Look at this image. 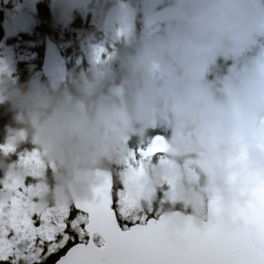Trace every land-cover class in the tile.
<instances>
[{"label": "clouds", "instance_id": "9594fccd", "mask_svg": "<svg viewBox=\"0 0 264 264\" xmlns=\"http://www.w3.org/2000/svg\"><path fill=\"white\" fill-rule=\"evenodd\" d=\"M67 4L103 13L98 27L116 46L43 81L18 83L0 65V105L11 113L0 179L31 177L18 154L34 151L44 165L31 177L36 203L72 205L102 173L126 171L133 142L158 134L163 150L139 177L140 206L163 199L165 215L202 226L214 202V219L240 226L238 209L264 187V0Z\"/></svg>", "mask_w": 264, "mask_h": 264}, {"label": "snow or ice", "instance_id": "6c2138e0", "mask_svg": "<svg viewBox=\"0 0 264 264\" xmlns=\"http://www.w3.org/2000/svg\"><path fill=\"white\" fill-rule=\"evenodd\" d=\"M161 139L131 146L126 171L102 173L91 197L72 205H38L40 185L0 179V264H264V187L238 209L242 223L233 229L213 218L214 202L202 226L178 211L165 215L163 199L140 206L138 180L162 152ZM18 159L31 177L44 166L34 151Z\"/></svg>", "mask_w": 264, "mask_h": 264}, {"label": "trees", "instance_id": "16d2710c", "mask_svg": "<svg viewBox=\"0 0 264 264\" xmlns=\"http://www.w3.org/2000/svg\"><path fill=\"white\" fill-rule=\"evenodd\" d=\"M57 9L47 6L44 0H38L35 4V20L32 23L29 34L19 39L18 55L13 60L12 75L18 83H25L31 76L33 67H39L41 53L44 44L51 42H60L64 46L61 49V61L69 70L75 68L76 71L87 69V47L84 45V38L88 36L87 13L72 12L70 18L61 16ZM97 31L96 28H94ZM2 30L0 28V37ZM6 42L13 40V35L3 37ZM107 43L108 41H105ZM34 43V45H32ZM29 48L35 51V54L27 56ZM44 80L47 77L42 76ZM11 113L5 111V106L0 105V137H2L5 124L10 122ZM160 131V130H156ZM133 142L132 145H134ZM75 211L73 208L72 212ZM52 261L49 260L48 264Z\"/></svg>", "mask_w": 264, "mask_h": 264}, {"label": "rangeland", "instance_id": "374dc122", "mask_svg": "<svg viewBox=\"0 0 264 264\" xmlns=\"http://www.w3.org/2000/svg\"><path fill=\"white\" fill-rule=\"evenodd\" d=\"M38 2V0H0V28L2 30V36L0 37V65L6 66L8 71L10 72V75L15 79V77L12 75V65L14 58L18 55L16 50L18 49L19 45V39H23L26 34H29L30 28L32 26L33 21L35 20V4ZM44 3L49 7L56 8L58 11L57 13L64 12V16L70 18V15H72V12L76 13H87V10L85 8H79L72 6L69 8L67 4V0H44ZM89 8H91V5H88ZM92 13H87V22L89 24H92V27L89 29V34L87 37L84 38V45L87 47V65L89 64V59L92 54V49L96 46H104L105 47V41H108L103 29L99 28L98 25L103 22V13L96 9L90 10ZM137 25L135 27V30L138 32L141 28V23L137 22ZM97 31H95V29ZM6 35H13V40L11 42H6L3 37ZM109 43V42H107ZM51 44L55 47L57 51V56L59 60V65L61 66V71L57 72L56 74L52 76H46L41 68V63L39 64V67H33L31 70V77L38 76L42 81L44 80L42 76L47 78H56L59 77L62 73H66L69 71L65 67V64L61 61V49L64 50V46L60 42L54 43L51 42ZM34 45V43H32ZM46 44H44V47ZM106 48V47H105ZM42 49V50H43ZM109 51V50H108ZM35 54V51L32 50V48H29V52L27 53V56L32 57ZM88 67V66H87ZM29 78V79H30ZM27 79V81L29 80ZM132 146H135L132 145ZM29 147V146H26ZM16 157H13L15 159ZM155 159V156L154 158ZM33 180L31 177L26 179V183H32ZM77 210L72 212V216L74 217ZM35 219V217H34ZM38 223V222H37Z\"/></svg>", "mask_w": 264, "mask_h": 264}, {"label": "water", "instance_id": "95a60500", "mask_svg": "<svg viewBox=\"0 0 264 264\" xmlns=\"http://www.w3.org/2000/svg\"><path fill=\"white\" fill-rule=\"evenodd\" d=\"M41 65L46 75H53L61 69L58 64L56 49L51 44H47L43 50Z\"/></svg>", "mask_w": 264, "mask_h": 264}, {"label": "flooded vegetation", "instance_id": "af4514ba", "mask_svg": "<svg viewBox=\"0 0 264 264\" xmlns=\"http://www.w3.org/2000/svg\"><path fill=\"white\" fill-rule=\"evenodd\" d=\"M87 13H92L90 10H87ZM137 22H139V21H135V23H134V25L136 26L137 24ZM140 23V22H139ZM92 27V24H89L88 22H87V29H90ZM116 46V44L115 43H113L112 45H109V43H105V47H106V49L107 50H109V51H111V48L112 47H115ZM155 134V133H154ZM0 175H2V174H0ZM121 223H123L122 221H121ZM51 264V263H50Z\"/></svg>", "mask_w": 264, "mask_h": 264}]
</instances>
